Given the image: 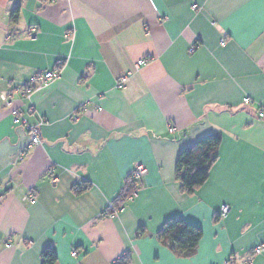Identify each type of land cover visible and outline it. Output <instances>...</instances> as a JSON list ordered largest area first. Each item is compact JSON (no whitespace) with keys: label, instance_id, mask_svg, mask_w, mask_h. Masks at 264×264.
<instances>
[{"label":"crops","instance_id":"crops-1","mask_svg":"<svg viewBox=\"0 0 264 264\" xmlns=\"http://www.w3.org/2000/svg\"><path fill=\"white\" fill-rule=\"evenodd\" d=\"M262 110L264 0H0V264L48 247L56 264H264ZM211 133L219 158L185 194L179 150ZM176 216L203 230L190 257L156 237Z\"/></svg>","mask_w":264,"mask_h":264},{"label":"trees","instance_id":"trees-1","mask_svg":"<svg viewBox=\"0 0 264 264\" xmlns=\"http://www.w3.org/2000/svg\"><path fill=\"white\" fill-rule=\"evenodd\" d=\"M20 16V7L16 6L10 19L17 23ZM222 136L219 133H211L196 142L179 150L175 166L176 180L180 183L181 191L192 194L208 180L210 170L219 158V148ZM139 179L129 177L115 204L122 205L138 188ZM144 232L140 228V233ZM203 236V230L199 226L185 221L176 216L169 219L156 234L157 239L179 256H192ZM57 254L53 247H48L41 254V264H56ZM127 262L124 261L126 264Z\"/></svg>","mask_w":264,"mask_h":264},{"label":"built area","instance_id":"built-area-1","mask_svg":"<svg viewBox=\"0 0 264 264\" xmlns=\"http://www.w3.org/2000/svg\"><path fill=\"white\" fill-rule=\"evenodd\" d=\"M48 2H55L57 0H46ZM35 29H33V33H35ZM222 42H224V39L222 40ZM196 49V45H193L192 47H190V52H194ZM149 61V59H141L137 62L136 64V68L138 69L140 66H142L143 64L147 63ZM60 72L58 70H48L44 73H39V74H35L33 75L30 80L28 85L26 86L25 92L26 94L30 95L31 93H33V91H36L42 87H45L47 85L50 84L51 81L55 80L58 76H59ZM8 97H4V99L7 101ZM246 102H249V99H246ZM260 118H264V111H260L259 113ZM170 132H174L175 128L173 126H170L169 128ZM41 142L40 140V133L36 128H32L31 132H30V145H35V144H39ZM147 174V170L144 166L142 165H138L136 166V168L133 171V176L134 178L140 179L141 177L145 176ZM57 180V177L52 176V181L55 182ZM135 193V192H134ZM133 193V194H134ZM31 202H35V199L33 196L30 197ZM122 206H120L119 208H117V211L121 210ZM229 211V207L228 206H223L222 207V214L226 215ZM264 253V244H260L257 245L254 250H253V255H260ZM73 255H77V252H73ZM248 262L245 263H241V264H247ZM227 264H233L232 260H229L227 262Z\"/></svg>","mask_w":264,"mask_h":264}]
</instances>
